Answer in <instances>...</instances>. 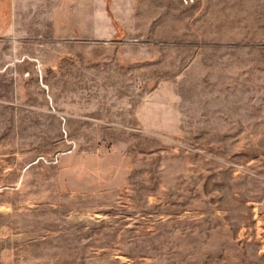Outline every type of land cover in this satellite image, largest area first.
<instances>
[{"label": "rangeland", "instance_id": "rangeland-1", "mask_svg": "<svg viewBox=\"0 0 264 264\" xmlns=\"http://www.w3.org/2000/svg\"><path fill=\"white\" fill-rule=\"evenodd\" d=\"M53 5L0 93V264H264V0Z\"/></svg>", "mask_w": 264, "mask_h": 264}, {"label": "crops", "instance_id": "crops-1", "mask_svg": "<svg viewBox=\"0 0 264 264\" xmlns=\"http://www.w3.org/2000/svg\"><path fill=\"white\" fill-rule=\"evenodd\" d=\"M59 1L62 3V0H12L11 25L5 29L0 24V93H21L20 84L27 77L25 73L30 71L37 75L40 69L33 68L34 64H48L43 56L53 50V39H63L60 37L63 30L59 27L64 25V16L68 18V14H64L62 10L55 11L53 3ZM21 3H28L30 9L21 13ZM96 5L99 13L93 21L94 36L97 34V38L101 39V6L98 3ZM26 17L30 20L29 24L36 27V31L28 32L24 21ZM66 43L69 41L60 40L61 46ZM11 103L15 105V102Z\"/></svg>", "mask_w": 264, "mask_h": 264}]
</instances>
